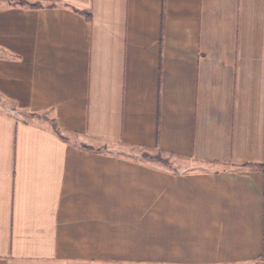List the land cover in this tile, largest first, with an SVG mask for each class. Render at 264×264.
Returning a JSON list of instances; mask_svg holds the SVG:
<instances>
[{
    "label": "crops",
    "instance_id": "1",
    "mask_svg": "<svg viewBox=\"0 0 264 264\" xmlns=\"http://www.w3.org/2000/svg\"><path fill=\"white\" fill-rule=\"evenodd\" d=\"M0 264H264V0H0Z\"/></svg>",
    "mask_w": 264,
    "mask_h": 264
},
{
    "label": "rangeland",
    "instance_id": "2",
    "mask_svg": "<svg viewBox=\"0 0 264 264\" xmlns=\"http://www.w3.org/2000/svg\"><path fill=\"white\" fill-rule=\"evenodd\" d=\"M121 152H126V153H129V154H132V155H138V156H142V157H147V158H153V159H161V155L159 154H146V153H142L138 150H133V149H130V148H125V147H122L119 149Z\"/></svg>",
    "mask_w": 264,
    "mask_h": 264
}]
</instances>
